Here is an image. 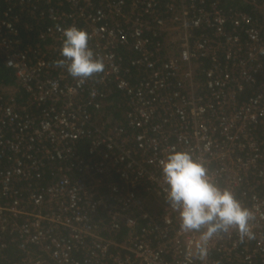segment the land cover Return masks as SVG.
<instances>
[{
    "label": "built area",
    "instance_id": "2783aa9c",
    "mask_svg": "<svg viewBox=\"0 0 264 264\" xmlns=\"http://www.w3.org/2000/svg\"><path fill=\"white\" fill-rule=\"evenodd\" d=\"M1 4L18 83L0 87V264H264V0ZM73 25L106 65L84 84L53 63ZM170 148L254 212L253 239L194 254L160 174Z\"/></svg>",
    "mask_w": 264,
    "mask_h": 264
},
{
    "label": "clouds",
    "instance_id": "9594fccd",
    "mask_svg": "<svg viewBox=\"0 0 264 264\" xmlns=\"http://www.w3.org/2000/svg\"><path fill=\"white\" fill-rule=\"evenodd\" d=\"M90 34L76 26L62 29L59 58L54 66L78 84L105 72L104 59L89 46ZM166 200L177 213L182 232H199L195 245L200 259L221 232L235 231L241 242L254 238V212L241 204L230 189H221L208 177L202 163L189 151L170 148L159 161Z\"/></svg>",
    "mask_w": 264,
    "mask_h": 264
},
{
    "label": "trees",
    "instance_id": "16d2710c",
    "mask_svg": "<svg viewBox=\"0 0 264 264\" xmlns=\"http://www.w3.org/2000/svg\"><path fill=\"white\" fill-rule=\"evenodd\" d=\"M235 1H232V3ZM236 5V4H234ZM239 6V5H238ZM239 8H242L246 11H251L249 10V8L246 6H239ZM3 9L4 6L3 4L0 5V19L2 17V13H3ZM28 10L24 11L21 16L23 18L24 21L35 24L37 21H31L30 16L27 13ZM16 13H18V10H16ZM42 28H35L34 31L32 32H26L24 31V29L21 30L20 35L22 40L24 41L23 44L26 43H34L37 42L38 40V35H39V30ZM18 49V48H17ZM17 78H16V74L15 71L9 69L6 67L5 62H4V58L3 55H0V87H17ZM20 97H19V103H26L28 101V97L27 95H25L22 91H20ZM119 102V100H117V103ZM123 108V107H122ZM121 105L120 108H116V109H110V112L107 114L109 118H107V121H109L110 117H117L119 118V115L121 114ZM109 123H112V121L110 120Z\"/></svg>",
    "mask_w": 264,
    "mask_h": 264
}]
</instances>
